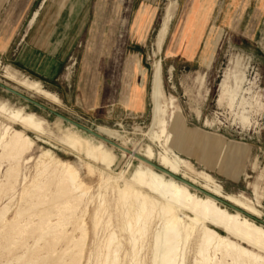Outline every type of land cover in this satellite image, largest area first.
<instances>
[{"label": "rangeland", "instance_id": "1", "mask_svg": "<svg viewBox=\"0 0 264 264\" xmlns=\"http://www.w3.org/2000/svg\"><path fill=\"white\" fill-rule=\"evenodd\" d=\"M189 1L178 0V11L170 26L163 52L154 57V37L166 0H151L152 5L155 4L151 23L146 33L141 32L139 35L142 37L144 34L143 44L133 37V24L142 0H89V10L88 0H7L0 9V32L5 30L10 37L18 30V36L13 43L12 53L3 58L0 56V82L11 86L1 78L5 66L39 81L45 90L57 95L62 105L55 106L39 97H34V101L92 130L97 126L118 130L124 140L132 142L130 147L138 151L150 146L155 154L153 162L156 163L162 149L158 143L151 142L146 137L150 122V102L148 101L149 106L144 115L125 110L120 103L119 85L123 68L130 67L134 61L132 68L135 70L139 62L140 67L145 69L142 74H146L149 93L152 68L155 61L160 59L164 91L175 97L185 127L192 132L198 130L201 136L208 134L212 139L217 137L221 142L227 169L223 167L225 164L220 166L217 155L211 158L210 165L205 164L200 155L202 150L195 153L197 144L193 139L190 141L192 145H188L189 149L184 148L185 152H174L190 163L196 173L211 175L225 193L246 197L262 213V219L252 218L264 222V1L260 0L257 5L254 0L252 8L247 7L249 3L246 1L238 8L227 7V2H222L221 5L216 4L212 11L208 10L211 11L209 23L193 26V41L190 44L194 42V38L197 43L192 49L191 57L203 36L204 45H201L197 57L192 62H187L169 55L172 44L174 46L178 38L179 29L184 26L181 19L184 12L189 10ZM49 7L54 10L52 16L60 17L64 14L67 32L73 22L80 24L85 18L87 21L81 38L72 42L74 46L65 57L59 74L52 81L31 76L16 61L18 52L24 45L23 40H27V36L32 34L35 22ZM6 18L10 23L3 25ZM213 28L221 36L207 67L202 62V57ZM184 36L183 34L182 39ZM185 39L187 40L186 37ZM186 40H181L180 44L186 45ZM61 43L57 42L56 46ZM169 68H174L172 78L168 74ZM232 72L241 75L238 83L234 82ZM98 78L100 88H97ZM98 91L101 92L96 102ZM19 100L21 99L0 88V102L8 101L14 107L34 113L44 121L46 133L39 134L23 128L0 114V127L7 125L21 130L35 142L32 151L24 155L19 164L10 161L7 157L9 152H3L0 148V209L5 204H10L6 215L8 223H0V264L9 263L35 243V237L29 232L23 236L17 235V232L20 226L35 220L34 216L38 212L31 209L35 197L26 198L20 203V194L23 178L26 177L28 186L35 176L36 162L42 151L50 150L61 161L77 169L80 179L88 184L90 195H96L99 184V172L94 171L93 175H89L86 163L70 151L69 153L62 145V134L55 126V117L34 106L27 107L26 102ZM132 103V100L129 101L130 106ZM62 126L65 127L66 124L63 123ZM216 151L218 154L219 150ZM115 155L120 157L119 152H115ZM29 159L31 161L26 163ZM134 166V161L123 158L112 170L115 173L123 171L127 175L130 171L133 172ZM16 173L19 177L15 184ZM11 196L13 200L10 202ZM199 196L203 197L201 194ZM88 199L89 196L78 206L73 219L79 216L80 209ZM16 212H22L21 218L10 224ZM73 228L68 226L65 233H71ZM74 234L78 235L76 232ZM12 238L15 240L13 243L10 241ZM54 245L53 240L47 238L38 243L27 260L19 264H45L46 255L54 250ZM62 246L61 243L57 250ZM69 261L67 259L66 262Z\"/></svg>", "mask_w": 264, "mask_h": 264}, {"label": "bare ground", "instance_id": "2", "mask_svg": "<svg viewBox=\"0 0 264 264\" xmlns=\"http://www.w3.org/2000/svg\"><path fill=\"white\" fill-rule=\"evenodd\" d=\"M166 2L154 37V57L163 52L178 11V0ZM152 4L151 0H142L133 24V37H138L141 32L146 33L155 8V4ZM144 34L139 41L141 44L144 43ZM210 34L202 57L207 67L221 36L214 28ZM232 76L235 83L241 80L237 72H232ZM1 78L11 86L0 82L3 86L0 88L26 102L27 107L33 105L6 88L27 95L31 100L39 97L55 106L62 105L57 95L45 90L39 81L9 66L3 67ZM202 80L203 76L200 82ZM163 81L161 60L157 59L150 76V122L146 133V137L158 143L162 149L156 163L153 162L155 154L150 146L140 151L133 149L130 147L132 142L124 140L118 130L104 126L91 129L119 148L54 116L55 126L62 134V145L86 163L89 175H93L94 171L99 172L97 192L90 195L88 184L80 179L77 169L71 164L61 161L50 150L42 151L36 162L35 176L28 186L26 177L23 178L20 194V203L26 198L35 197L31 209L38 212L35 220L20 226L17 232L19 236L29 232L35 237V243L7 264L27 260L38 243L47 238L53 240L55 248L46 255L45 264H264V255L259 254H264V225H258L249 218L262 219L261 211L246 197L225 193L211 175L196 173L190 163L174 152H185L184 148L189 149L188 145L193 139L197 144L195 153L202 150L200 155L205 164L210 165L211 158L217 155L220 166L225 164L223 167L227 169L220 140L217 137L212 139L208 134L201 136L198 130L192 132L185 127L180 107L175 97L165 93ZM0 114L23 128L39 134L46 133L44 121L34 113L12 106L8 101L0 102ZM34 145V140L23 131L7 125L0 127V148L3 152H9L7 157L10 161L19 164ZM115 152H119L120 157ZM123 158L136 163L130 174L112 170ZM144 160L203 193L157 171ZM29 161L31 159L26 163ZM18 177L16 173L15 184ZM88 196L79 216L73 219L78 206ZM9 199L11 202L13 196ZM216 199L234 206L249 217L234 210V213L229 212ZM9 209V203L0 209V223H8L6 215ZM21 215L22 212H16L9 223L14 224ZM70 225L74 228L66 234ZM10 241L13 243L15 240L12 238ZM61 243L63 246L58 251ZM67 259L70 261L66 262Z\"/></svg>", "mask_w": 264, "mask_h": 264}, {"label": "crops", "instance_id": "3", "mask_svg": "<svg viewBox=\"0 0 264 264\" xmlns=\"http://www.w3.org/2000/svg\"><path fill=\"white\" fill-rule=\"evenodd\" d=\"M6 1L7 0H0V9ZM245 1L249 3L247 7H253L254 0H190L188 5L189 10L184 12L183 18L181 19L184 26L179 29L177 35L178 38L174 42V46L172 44L169 56H174L179 59L181 58L187 62H192L197 57V54L201 49V45L203 46L205 42V38L203 36L194 55L191 57L192 49L197 43L194 38V42L190 44V42L193 41V38H191L194 29L193 26L196 24L209 23L211 11L218 3L221 5L222 2H227V7L235 6L238 8ZM256 3L258 5L260 0H256ZM210 9L211 11H208ZM87 10H89V0ZM53 13L54 10L52 7H49L43 12V15L37 19L35 22V30L31 35L29 34L27 36V40H23L24 45L21 46L16 58L18 65L24 67L22 69L26 70V72H28L31 76L47 81L54 80L59 74L65 57L68 55L72 46H74V44L72 45V42L81 38L87 23L86 18L80 24L73 22L70 30L67 32L65 28L67 24L64 22V14L60 17H56L52 16ZM6 19L3 20V25L10 23L9 19L8 21ZM189 26H191V29H189ZM17 33L18 30L9 37V34L7 35L5 30L0 32V56L2 58L7 56L9 53H12L13 43L18 36ZM183 34L185 36L182 39ZM185 37L188 40L187 44H180L181 40H186ZM135 38L138 39V41L141 39L140 36ZM59 41L62 43L56 46V43ZM132 63L130 64V67L127 66L126 68H123L121 84L119 85L120 103L127 111L136 115H144L149 106L146 74H142L145 69L141 68L139 62H137L136 69L134 70V68H132ZM173 71L174 68H169L168 74L170 78H172L171 75ZM97 83V88H100V78H98ZM132 90H134V92H132ZM100 92L101 91H98V93H96V102L98 101L97 98L100 97ZM131 100L133 103L130 106L129 101Z\"/></svg>", "mask_w": 264, "mask_h": 264}, {"label": "water", "instance_id": "4", "mask_svg": "<svg viewBox=\"0 0 264 264\" xmlns=\"http://www.w3.org/2000/svg\"><path fill=\"white\" fill-rule=\"evenodd\" d=\"M0 87H3V86L0 84ZM6 90L9 91V92H11L12 94H14V95H16V96H18V97L24 99V100H26L27 102H29V103L32 104L33 106H35V107H37V108H40V109H42V110H44V111H47L50 115H53V116H55V117H58V118L62 119L64 122H66V123L73 124V125L76 126L77 128H79V129H81V130L87 132L88 134H90V135H92V136H94V137H96V138H98V139H100V140H102V141H104V142H106V143L112 145V146H115V147L119 148L116 144H114V143H112V142L106 140L105 138H103V137H101L100 135H98V134H96L95 132H93L91 129H89V128H87V127H85V126H83V125H81V124H79V123H77V122H75V121H73V120H71V119H69V118H67V117H65V116H63V115L57 113V112H55L54 110L48 109L47 107H45V106L39 104L38 102H36V101H34V100H31V99L27 98L26 96H23V95H21V94L15 92V91H13V90H10V89H8V88H6ZM126 152H127L128 154L130 153L129 151H126ZM137 158H138V157H137ZM138 159H140V158H138ZM144 162L147 163V164H149V165L152 166L153 168H155L157 171L163 172V173H165L166 175L171 176L172 178H174V179H176V180H178V181H180V182H183L184 184H186V185L189 186L190 188H192V189H194V190H197L198 192L203 193L200 189H198V188L192 186L191 184H189V183L183 181L181 178H179V177H177V176H174V175L170 174L169 172H167L166 170H163V169L160 168L159 166H157V165H155V164H153V163H151V162H149V161H146V160H144ZM216 200H217V202H219L220 204L226 206L228 209H230V210H234V211H237V212H240L241 214H243V215H245V216H248L246 213H244V212L238 210V209L235 208L234 206H232V205H230V204H228V203H226V202H224V201H222V200H219V199H216ZM248 217H249V216H248ZM249 218H251L252 220L258 222L259 224L264 225V222H262V221H260V220L253 219L252 217H249Z\"/></svg>", "mask_w": 264, "mask_h": 264}]
</instances>
